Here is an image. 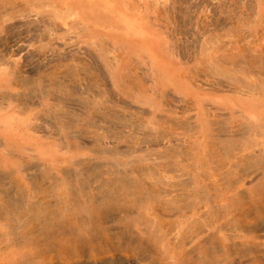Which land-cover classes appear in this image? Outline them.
Instances as JSON below:
<instances>
[{"label": "rangeland", "instance_id": "374dc122", "mask_svg": "<svg viewBox=\"0 0 264 264\" xmlns=\"http://www.w3.org/2000/svg\"><path fill=\"white\" fill-rule=\"evenodd\" d=\"M0 4L1 264H264V0Z\"/></svg>", "mask_w": 264, "mask_h": 264}, {"label": "bare ground", "instance_id": "6f19581e", "mask_svg": "<svg viewBox=\"0 0 264 264\" xmlns=\"http://www.w3.org/2000/svg\"><path fill=\"white\" fill-rule=\"evenodd\" d=\"M58 1H61L66 7L68 6V8L70 7V8H73L75 10H78V11L81 10L83 13H87L91 16H95L96 12H98V11L105 12L107 15H109L111 18H113V20H116L117 22L123 24L124 25L123 28L126 27L127 32L125 33L123 31L125 33V35H124V33L118 34L117 39H115L117 41V44L119 45V47L124 48L123 50H125L126 45H128L129 47L131 45L132 46L131 49L133 48L136 51L145 52L154 61L157 68L161 69L165 72L164 77L166 78V80L170 81L171 83H173L176 86H179L182 89H187V82H185L184 79H182V76L179 74V72H177L175 65L173 63H171L170 61H167L166 57H164L165 54L162 52V50H163L162 49V47H163L162 41L160 39H158V37L152 32L151 28L147 25L146 21L142 22V21L137 20L135 18L132 11L134 10L135 4L141 6V4H140L141 0H58ZM159 1L160 0H155L156 3H159ZM135 15H137V13ZM97 17H99V16H97ZM22 20L23 19L21 18V21ZM106 21H108V20H106ZM98 24H99V22H98ZM15 25H16L15 23H10V24L0 26V39L4 44L3 46H6L7 47L6 49L9 50L10 52H13V51H12V48L8 49L9 48L8 45L11 42H13L15 39V35H14V30L16 28ZM106 28H108V26ZM112 28H113V25H112ZM119 31H120V29H119ZM120 32L122 33V31H120ZM21 45H24V44L22 43ZM0 47L3 48L2 45H0ZM18 47H19V45H18ZM26 48H27V46H26ZM3 49H2V51H3ZM133 49H132V51H133ZM20 50H22V49H20ZM129 51L127 50V52H129ZM7 53H8V51H7ZM30 66H32V65H30ZM112 82L114 84L113 78H112ZM80 88H82V87H80ZM5 122H7V121H5ZM27 122H25V123H27ZM1 123H3V122H1ZM1 263L2 262H0V264Z\"/></svg>", "mask_w": 264, "mask_h": 264}]
</instances>
